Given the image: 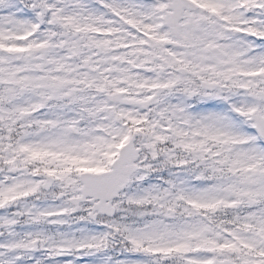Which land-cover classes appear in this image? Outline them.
<instances>
[{
    "label": "snow or ice",
    "instance_id": "obj_1",
    "mask_svg": "<svg viewBox=\"0 0 264 264\" xmlns=\"http://www.w3.org/2000/svg\"><path fill=\"white\" fill-rule=\"evenodd\" d=\"M0 264H264V0H0Z\"/></svg>",
    "mask_w": 264,
    "mask_h": 264
}]
</instances>
